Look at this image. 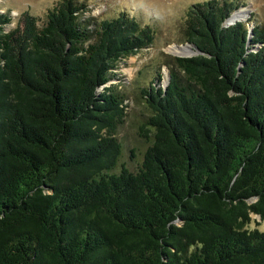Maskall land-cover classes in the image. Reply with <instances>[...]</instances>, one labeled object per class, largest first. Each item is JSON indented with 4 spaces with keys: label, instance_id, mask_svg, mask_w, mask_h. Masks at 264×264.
Listing matches in <instances>:
<instances>
[{
    "label": "trees",
    "instance_id": "obj_1",
    "mask_svg": "<svg viewBox=\"0 0 264 264\" xmlns=\"http://www.w3.org/2000/svg\"><path fill=\"white\" fill-rule=\"evenodd\" d=\"M239 3L188 7L200 52L167 53L164 86L152 67L142 152L111 80L156 26L84 0L9 29L0 10V264H264V23L229 22Z\"/></svg>",
    "mask_w": 264,
    "mask_h": 264
},
{
    "label": "rangeland",
    "instance_id": "obj_2",
    "mask_svg": "<svg viewBox=\"0 0 264 264\" xmlns=\"http://www.w3.org/2000/svg\"><path fill=\"white\" fill-rule=\"evenodd\" d=\"M57 1L0 0V10L10 12L14 18L6 26L9 29L15 25L17 17L25 10L41 15L43 18L47 10ZM196 1L201 0H84L88 9L85 15L114 16L125 10L143 22L152 23L158 30L154 43L121 62L116 70V76L111 80L121 83L127 95L128 113L124 123L118 128V136L125 140L128 148L138 145L139 150L141 149L139 152H142L147 145L139 136V123L143 118L142 114L147 112L146 104L142 103L141 87L147 86L151 80H157L155 69L153 71L152 67H159L162 74L160 84L164 86L169 72L168 64H170L165 61L166 54L193 55L197 53L196 46L185 40L183 28L186 11ZM239 2L240 6L232 13L229 22L247 20L254 13L251 25L256 20L264 23V0H239ZM252 217L253 220L249 226L259 227L264 231V220L257 214H252Z\"/></svg>",
    "mask_w": 264,
    "mask_h": 264
},
{
    "label": "water",
    "instance_id": "obj_3",
    "mask_svg": "<svg viewBox=\"0 0 264 264\" xmlns=\"http://www.w3.org/2000/svg\"><path fill=\"white\" fill-rule=\"evenodd\" d=\"M200 52V50L197 49V53Z\"/></svg>",
    "mask_w": 264,
    "mask_h": 264
}]
</instances>
